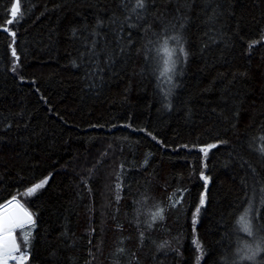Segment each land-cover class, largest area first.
I'll use <instances>...</instances> for the list:
<instances>
[{
	"label": "trees",
	"instance_id": "trees-1",
	"mask_svg": "<svg viewBox=\"0 0 264 264\" xmlns=\"http://www.w3.org/2000/svg\"><path fill=\"white\" fill-rule=\"evenodd\" d=\"M13 3L0 206L34 216L26 264H264L239 223L251 204L264 236V0H21L7 24Z\"/></svg>",
	"mask_w": 264,
	"mask_h": 264
},
{
	"label": "snow or ice",
	"instance_id": "snow-or-ice-1",
	"mask_svg": "<svg viewBox=\"0 0 264 264\" xmlns=\"http://www.w3.org/2000/svg\"><path fill=\"white\" fill-rule=\"evenodd\" d=\"M145 6V0H135V8L143 9ZM135 8L133 11H135ZM10 19L6 21L7 24L19 23V19L22 18L21 14V0H15V3L12 4L10 8ZM8 31L7 28L4 29ZM11 35L14 37L15 32H12ZM171 39H178L177 37H172ZM167 40L164 41L163 45V53L164 57L163 61V70L161 72L162 76H167L168 81L170 82L172 76L169 73H173L175 69V61L172 59L173 53L175 50H170L167 46ZM183 51V49H181ZM159 52V50H158ZM13 55L15 56V51L13 50ZM261 140H264V137H261ZM216 147V145H208L207 148L201 149L202 151L207 153V150L210 148ZM261 152H264V145H262ZM207 181V177H204ZM43 183L37 184L34 187L28 189L29 194L35 193L39 188L43 186ZM15 197H13L12 201H9V205L11 208L5 206L2 211H0V264H8L9 259L18 260L19 264H26L29 256L27 254L22 253L18 258L14 253L19 251V245L16 242L14 232L16 229H23L25 226L34 227L35 222L33 220L32 214L29 213L26 209L23 208L18 201H15ZM205 202L204 197H201V205ZM162 209L158 210L153 215V220L159 216L163 219ZM200 209L197 208L196 212L199 213ZM252 211V205L249 204V207L244 209L243 215L240 216L239 223L241 224L242 231L247 234V236H254L253 231V223L248 220L249 213ZM31 235L30 231L27 235L23 237L25 244H27L29 236ZM248 248V252L251 254H245L241 257V259L247 260H255L256 256L259 255L260 252L264 251V236L260 238V240L256 243L255 249L251 248V246L246 245Z\"/></svg>",
	"mask_w": 264,
	"mask_h": 264
},
{
	"label": "rangeland",
	"instance_id": "rangeland-1",
	"mask_svg": "<svg viewBox=\"0 0 264 264\" xmlns=\"http://www.w3.org/2000/svg\"><path fill=\"white\" fill-rule=\"evenodd\" d=\"M46 182H47V180H46ZM253 231H254V236H252V237L247 236V238L244 240V242L240 248L241 249L240 252L242 253V256H244L245 254H248V255L251 254L250 252H248V248L245 247L246 245H249V246H251V248L255 249L256 243L261 238L260 233L257 231L254 224H253ZM261 253L262 252H260L259 255L256 256L255 260H252V261L257 262ZM14 255H17L18 258L20 257V254H18L17 252L14 253Z\"/></svg>",
	"mask_w": 264,
	"mask_h": 264
},
{
	"label": "water",
	"instance_id": "water-1",
	"mask_svg": "<svg viewBox=\"0 0 264 264\" xmlns=\"http://www.w3.org/2000/svg\"><path fill=\"white\" fill-rule=\"evenodd\" d=\"M13 200V198L12 199H10L9 201H12ZM9 201H7L6 203H4L3 205H1V207H0V211H2L3 210V208L5 207V206H7V207H9V208H11V205H9ZM15 201H18L19 202V204H21L22 206H23V208L24 209H26L29 213H31L30 212V210H28L20 201H19V199L18 198H16L15 197ZM14 201V202H15ZM32 214V213H31ZM32 217H33V220H34V216H33V214H32Z\"/></svg>",
	"mask_w": 264,
	"mask_h": 264
},
{
	"label": "built area",
	"instance_id": "built-area-1",
	"mask_svg": "<svg viewBox=\"0 0 264 264\" xmlns=\"http://www.w3.org/2000/svg\"><path fill=\"white\" fill-rule=\"evenodd\" d=\"M21 255V254H20Z\"/></svg>",
	"mask_w": 264,
	"mask_h": 264
}]
</instances>
